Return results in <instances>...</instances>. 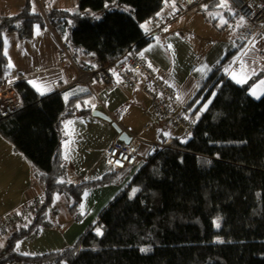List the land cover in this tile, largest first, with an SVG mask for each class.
Wrapping results in <instances>:
<instances>
[{"label": "trees", "instance_id": "obj_1", "mask_svg": "<svg viewBox=\"0 0 264 264\" xmlns=\"http://www.w3.org/2000/svg\"><path fill=\"white\" fill-rule=\"evenodd\" d=\"M34 1L0 16V80L7 71L6 33L30 39L35 25L49 26L73 61L92 57L111 65L126 50L141 52L152 41L142 24L170 0H77L73 10L46 13L34 11ZM234 54L215 66L189 103L199 100L189 137L156 147L74 245L40 255H19L14 248L53 225L48 210L57 196L65 199L72 221L83 220V193L106 186L113 173L79 184L66 180L63 122L90 114L85 95L40 96L26 82L15 84L20 107L0 116V135L32 164L44 203L10 229L0 264H264V94H248L263 73L234 83L223 71Z\"/></svg>", "mask_w": 264, "mask_h": 264}, {"label": "crops", "instance_id": "obj_2", "mask_svg": "<svg viewBox=\"0 0 264 264\" xmlns=\"http://www.w3.org/2000/svg\"><path fill=\"white\" fill-rule=\"evenodd\" d=\"M39 1L40 3L34 1V11L46 13L52 9L75 8V0ZM212 1L210 3L206 0L202 8L187 13L190 14V23L212 26L214 33L210 36L191 29L189 39L183 34L185 21L180 25L172 22L153 34L152 41L141 50V54L152 63L155 71L177 92L173 111L183 118V123L178 126L172 125L168 119L156 113L157 116L154 115L156 111L149 98L142 92L140 80L138 84L130 87L140 91L142 96L150 101L145 103L146 108L140 111L122 85L108 91L95 79L86 83L84 76L79 77L78 70L88 71L93 58L79 57L73 61L69 55L61 56L63 45L51 27L42 28L35 25L30 39H21L14 32L4 34L3 54L7 60V71L5 77L0 80V90L3 87L13 88L15 84L23 81L40 96L54 92L64 93L65 98L85 95L83 100L89 107L90 114L69 118L63 122L64 139L61 141V150L66 167V180L72 184H79L113 173L106 186L89 189L83 193L81 206L84 218L81 222L72 221L67 213H59V205L62 203L65 207L67 204L62 196L56 197L53 208L48 210L53 225L41 228L38 235L33 237L37 244L36 248L45 249L41 252L36 249L32 255L56 252L74 245L81 235L98 221V216L105 206L129 187L137 173L145 166L147 157L158 145L163 144L164 140L184 141L189 137L198 117L191 113L199 100L188 105L202 87L206 77L227 55L235 52L224 65L226 77L236 84H244L250 77L263 73V77L248 90V94L254 99H259L264 94V59L258 56V52H264V38L255 39L249 46L243 45L235 36V28L241 23L235 10L233 9L231 15L230 12L223 10L222 6L228 4L226 0ZM23 3L24 0H0V16L16 14ZM173 10L170 0L159 14L167 15ZM209 12L213 15H207ZM212 16H215L214 24ZM228 17L232 36L224 34ZM144 24L148 25L145 30L142 27L147 33L153 25V19ZM91 94L95 96V101L101 105L102 110H98L99 106L92 104L93 102L90 103ZM207 105L208 102L204 104L202 110ZM94 110L108 115L111 121L92 116ZM112 123L120 127L121 133L126 132L129 137L132 135L140 138L137 143L138 161L122 171L113 170L106 162V147L120 135L112 127ZM121 172L124 176L116 177V174ZM42 192V186L33 179L32 164L0 135V224L5 218L20 215L32 202L41 206L44 203ZM23 222L26 220L20 224ZM10 231L0 234V252L5 247ZM32 235L17 243L15 253L31 256V249L35 248L31 246ZM7 256L8 254L5 255ZM16 263L18 262L12 264Z\"/></svg>", "mask_w": 264, "mask_h": 264}, {"label": "built area", "instance_id": "obj_3", "mask_svg": "<svg viewBox=\"0 0 264 264\" xmlns=\"http://www.w3.org/2000/svg\"><path fill=\"white\" fill-rule=\"evenodd\" d=\"M241 19L239 26L235 28L237 39L250 45L257 38H264V0H226ZM174 10L167 15L155 14L153 25L146 38L159 32L170 23L185 16L193 9L202 8L206 0H171ZM60 55H66L67 51L62 46ZM258 56L264 59V52H258ZM78 75L84 76L86 83L95 79L100 81L105 90H111L117 85L132 87L142 81L141 90L151 101L156 113L170 121L172 125H181L183 118L173 111V104L177 96L175 89L169 82L155 71L152 63L141 52L126 50L121 57L111 65H103L93 58L88 71H79ZM203 84V83H202ZM20 107V100L14 88L3 87L0 90V116L14 113ZM129 143H124L118 137L114 138L105 149L107 163L115 171H122L136 164L138 161L137 136H130ZM159 148L170 147V143L160 144ZM39 203L32 202L25 207L18 216L8 217L0 224V234L12 229L18 223L28 220Z\"/></svg>", "mask_w": 264, "mask_h": 264}, {"label": "rangeland", "instance_id": "obj_4", "mask_svg": "<svg viewBox=\"0 0 264 264\" xmlns=\"http://www.w3.org/2000/svg\"><path fill=\"white\" fill-rule=\"evenodd\" d=\"M39 3H40V1L39 0H37ZM76 3H77V0H75V5L74 6H76ZM37 4V3H36ZM223 10L224 11H228V12H230V14L232 15L233 14V8H231L228 4H224L223 6ZM125 8V7H124ZM168 7H166V9H167ZM126 9V8H125ZM198 13V12H197ZM200 13V12H199ZM211 14V12H209V14H207V15H210ZM211 15H213V14H211ZM214 17L215 16H212V23L214 24L215 23V21L213 20L214 19ZM234 17V16H233ZM235 18V17H234ZM185 21V25H186V27L184 28V31H183V34H185V36L186 37H188L189 39H190V30L191 29H194V31L195 32H197V33H200V34H204V35H207V36H210L212 33H214V32H212V26H204V25H202V24H192V23H190V14H187L185 17H183L182 19H180V20H178V21H175V22H173V23H176L177 25H180L182 22H184ZM226 22H227V27L225 28V32H224V34L225 35H230V36H232L233 35V32H232V28H231V24H229L230 23V20H229V17L226 19ZM218 24H219V22H218ZM218 24L216 25V27H218ZM142 27H143V29L145 30V29H147V27H148V25L147 24H144V25H142ZM149 30V29H148ZM69 29L66 31V33H65V38H67L68 37V35H69ZM253 42V41H252ZM243 44V43H242ZM246 46V45H245ZM235 67V65H233L232 66V68H234ZM228 69H230V68H228ZM228 69H226V70H228ZM224 71V70H223ZM121 87H123V89H126V91H127V93H128V96L130 97V99L131 100H133L134 101V104L136 105V107H137V109L140 111L141 109L143 110L144 108H146V106H145V103H148V98L146 97V98H144V96H142L143 94L140 92V91H138V90H134V89H131L130 87H127V86H121ZM125 87V88H124ZM140 97H142V98H140ZM95 96L93 95V94H91V96H90V103L91 102H93L92 104H96V106H99L98 105V103L95 101ZM98 101V100H97ZM150 102V101H149ZM98 110H102V107H101V105L99 106V108H98ZM152 110V109H151ZM156 112H154V115H156L155 114ZM158 115V114H157ZM156 115V116H157ZM113 116H115V115H113ZM197 120V119H196ZM193 122H194V120H193ZM124 176V174L121 172V173H117L116 174V177H119V178H122ZM66 208H67V205L64 207V205L61 203L60 205H59V213H62V214H64V213H67V211H66ZM82 221V220H81ZM80 221V222H81ZM9 234V233H8ZM38 234H33L31 237H30V239L32 240V245L31 246H35V248H33V249H31V254L30 255H32V253L37 249L36 248V243H35V241H34V236H37ZM6 236V235H5ZM5 236H3L2 238L4 239L5 238ZM0 241H1V239H0ZM19 242V241H18ZM17 242V243H18ZM17 245V244H16ZM45 249V247H43V248H40V249H37V250H39L40 252H41V250H44ZM39 251H37L38 253H40ZM16 252V250L14 249V253ZM2 253V251L0 252V254ZM44 253H47V252H43V253H41V254H44ZM17 254V253H16ZM19 255H22V254H19ZM4 257H0V261H2V259H3ZM14 263V262H13ZM16 264H22V263H16Z\"/></svg>", "mask_w": 264, "mask_h": 264}, {"label": "water", "instance_id": "obj_5", "mask_svg": "<svg viewBox=\"0 0 264 264\" xmlns=\"http://www.w3.org/2000/svg\"><path fill=\"white\" fill-rule=\"evenodd\" d=\"M91 115L95 116V117H99V118H101L103 120H106V121H109V122L111 121V119H110V117L108 115H106V114H104V113H102L100 111H97V110L92 111ZM112 127L116 130L117 133L120 134L118 138L121 141H123L124 143H129L130 142V137L127 135L126 132H122L121 133V129H120V127L118 125H116L115 123H112Z\"/></svg>", "mask_w": 264, "mask_h": 264}, {"label": "snow or ice", "instance_id": "obj_6", "mask_svg": "<svg viewBox=\"0 0 264 264\" xmlns=\"http://www.w3.org/2000/svg\"><path fill=\"white\" fill-rule=\"evenodd\" d=\"M9 67H11V64H9ZM34 86H37V85H35V83H34ZM38 87V90H40V88H39V86H37ZM67 127V126H66ZM135 191V190H134ZM142 251H145V249H141Z\"/></svg>", "mask_w": 264, "mask_h": 264}, {"label": "bare ground", "instance_id": "obj_7", "mask_svg": "<svg viewBox=\"0 0 264 264\" xmlns=\"http://www.w3.org/2000/svg\"><path fill=\"white\" fill-rule=\"evenodd\" d=\"M107 148V147H106ZM106 157V156H105ZM106 162H107V160H106ZM108 164V163H107ZM109 165V164H108Z\"/></svg>", "mask_w": 264, "mask_h": 264}]
</instances>
